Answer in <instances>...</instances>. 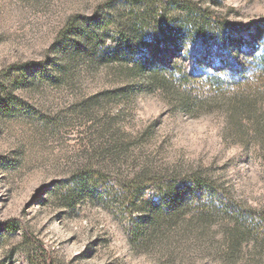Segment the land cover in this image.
I'll return each instance as SVG.
<instances>
[{
  "label": "rangeland",
  "instance_id": "374dc122",
  "mask_svg": "<svg viewBox=\"0 0 264 264\" xmlns=\"http://www.w3.org/2000/svg\"><path fill=\"white\" fill-rule=\"evenodd\" d=\"M188 1L264 62V0ZM128 5L0 0V264H264L262 67L223 92L147 87L111 57ZM96 17L104 43L77 50ZM192 176L206 185L178 204Z\"/></svg>",
  "mask_w": 264,
  "mask_h": 264
},
{
  "label": "trees",
  "instance_id": "16d2710c",
  "mask_svg": "<svg viewBox=\"0 0 264 264\" xmlns=\"http://www.w3.org/2000/svg\"><path fill=\"white\" fill-rule=\"evenodd\" d=\"M126 1L129 4L127 10H130L127 16L129 20L120 13L117 16H110L106 21L108 28L114 27L111 28L114 33L110 34V37L116 45L111 57L124 61L134 57L130 71L134 77L144 79L147 87L160 90L185 89L186 93L190 94L188 91L192 83L202 81L215 91L223 92L225 87L241 86L246 83L254 62L264 71V62H260L262 57L242 53V46L236 39L231 43L227 42V37L220 36L218 32V29L222 30L223 24L217 21V26L213 27L214 18L210 12L196 3L188 0H169L170 8H166L161 4L165 0ZM109 7L113 6L110 4ZM102 20L105 22V19L99 17L87 20L82 45L77 50L96 49L98 45L104 43V38L100 34ZM146 31L151 32L152 36L146 37ZM261 36L263 40L264 34ZM199 37L202 38L203 45L209 47L202 58L186 52V48ZM214 40L221 43L218 46L221 52L217 58H214V50L210 47L211 41ZM242 54L246 59H252L246 63L247 65L235 59ZM194 57L193 68L195 72L197 71L195 77L189 76L186 65V61ZM185 97L189 95L186 94ZM202 185L206 184L201 178L192 176L188 183L180 188L182 196L177 203L180 204L189 196L198 197ZM160 198L163 199L162 196ZM164 201L163 199L162 202ZM163 210L164 204L155 211L161 214ZM158 221L159 217L152 218L151 226L155 228ZM11 225L7 223L5 226L11 228Z\"/></svg>",
  "mask_w": 264,
  "mask_h": 264
}]
</instances>
